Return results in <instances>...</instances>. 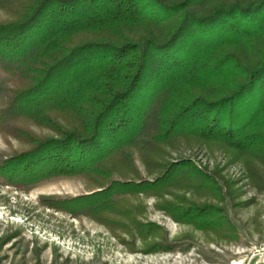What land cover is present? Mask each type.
<instances>
[{"label":"trees","instance_id":"trees-1","mask_svg":"<svg viewBox=\"0 0 264 264\" xmlns=\"http://www.w3.org/2000/svg\"><path fill=\"white\" fill-rule=\"evenodd\" d=\"M0 11V71L13 84L0 130L24 146L0 161L2 181L81 177L97 189L44 203L134 230L143 243L122 239L130 251L172 246L127 196L158 198L209 239L235 238L221 205L233 181L166 154L180 142L217 147L264 179V0H0Z\"/></svg>","mask_w":264,"mask_h":264},{"label":"rangeland","instance_id":"rangeland-1","mask_svg":"<svg viewBox=\"0 0 264 264\" xmlns=\"http://www.w3.org/2000/svg\"><path fill=\"white\" fill-rule=\"evenodd\" d=\"M8 18L0 11V22ZM12 86L10 76L0 71V109ZM255 92L240 100L237 108L244 110L251 104ZM25 126L46 133L31 123ZM8 133L0 130V161L24 147ZM167 151L170 161L189 159L199 169H218L233 181L236 197L227 198L221 205L236 229L235 238L209 239L204 232L176 222L158 209V198L127 196L131 207H142L137 212L139 221L156 224L164 242L172 246L151 253L130 251L131 244L122 239H133L135 247L143 243L134 230L125 226L111 229L92 218L74 216L44 203L48 198H72L97 189L87 186L81 177L51 179L28 189H17L0 179V264H264V179L249 178L242 163L229 162L217 147L209 150L180 142ZM134 152L141 176L153 177ZM192 194L189 196L197 201L204 200ZM164 198L171 199L169 195ZM114 218L128 222L124 217Z\"/></svg>","mask_w":264,"mask_h":264}]
</instances>
